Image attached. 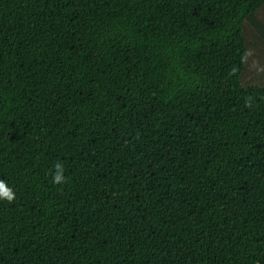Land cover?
Segmentation results:
<instances>
[{
  "label": "trees",
  "instance_id": "obj_1",
  "mask_svg": "<svg viewBox=\"0 0 264 264\" xmlns=\"http://www.w3.org/2000/svg\"><path fill=\"white\" fill-rule=\"evenodd\" d=\"M263 5L0 0V264H264Z\"/></svg>",
  "mask_w": 264,
  "mask_h": 264
},
{
  "label": "rangeland",
  "instance_id": "obj_2",
  "mask_svg": "<svg viewBox=\"0 0 264 264\" xmlns=\"http://www.w3.org/2000/svg\"><path fill=\"white\" fill-rule=\"evenodd\" d=\"M259 15L264 17V10L259 11ZM246 39L248 55L245 72H242L243 82L244 84H264V70L262 69L264 68V42L257 35L255 38L252 31L248 32ZM258 44H262V49Z\"/></svg>",
  "mask_w": 264,
  "mask_h": 264
},
{
  "label": "clouds",
  "instance_id": "obj_3",
  "mask_svg": "<svg viewBox=\"0 0 264 264\" xmlns=\"http://www.w3.org/2000/svg\"><path fill=\"white\" fill-rule=\"evenodd\" d=\"M55 174L53 175V183L60 185L65 182L64 166L62 163L57 162L54 164ZM16 199V193L13 188L9 187L7 182L0 179V200H5L8 203L14 202Z\"/></svg>",
  "mask_w": 264,
  "mask_h": 264
},
{
  "label": "crops",
  "instance_id": "obj_4",
  "mask_svg": "<svg viewBox=\"0 0 264 264\" xmlns=\"http://www.w3.org/2000/svg\"><path fill=\"white\" fill-rule=\"evenodd\" d=\"M261 10H264V7H262L260 10H258V11H261ZM259 13V12H258ZM264 18V17H263Z\"/></svg>",
  "mask_w": 264,
  "mask_h": 264
}]
</instances>
